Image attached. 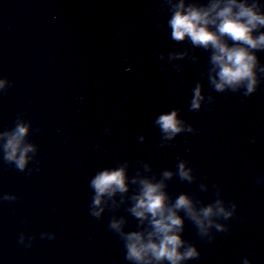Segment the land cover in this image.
I'll list each match as a JSON object with an SVG mask.
<instances>
[{"label":"water","instance_id":"1","mask_svg":"<svg viewBox=\"0 0 264 264\" xmlns=\"http://www.w3.org/2000/svg\"><path fill=\"white\" fill-rule=\"evenodd\" d=\"M170 14L168 0H0V132L28 123L36 149L24 170L0 149V264H135L110 224L150 230L129 211L144 177L163 182L169 204L186 194L196 209L235 205L212 217L226 230L203 235L177 210L181 238L200 253L181 264H264V49L253 50L252 94L217 91L211 49L173 40ZM174 109L185 130L166 139L155 121ZM121 166L128 191L103 196L92 215L91 179Z\"/></svg>","mask_w":264,"mask_h":264},{"label":"clouds","instance_id":"2","mask_svg":"<svg viewBox=\"0 0 264 264\" xmlns=\"http://www.w3.org/2000/svg\"><path fill=\"white\" fill-rule=\"evenodd\" d=\"M168 3L171 14L167 25L171 29V38L176 41L187 39L193 46L211 49L210 71L215 75L210 76V80L215 89L236 90L243 85L245 95L252 94L258 84L256 69L259 63L253 50L264 49V31H260L264 28V11L260 10L256 0L252 3H249V0H168ZM259 70L264 72V67ZM7 84L6 78L0 79V89H4ZM193 91L191 107L197 109L203 99L200 86L197 85ZM155 122L166 139H171L185 130L175 109L160 114ZM29 127L28 123L20 121L11 130L0 132L3 159L14 163L19 170L26 168L31 159L28 154L36 150L35 145L26 142ZM187 130L192 129L189 126ZM179 174L182 178L192 179L190 170L185 169L184 162L179 164ZM171 175L170 171L163 173L165 178ZM127 180L124 166L105 168L97 172L90 181V186L95 190L91 214L98 217L103 211V208L96 207L102 204L103 196L112 197L116 192H127ZM132 183H137V178L134 177ZM138 183L140 187L131 197L134 203L129 211L139 218L141 224L147 220L150 230L124 233L121 229L122 219H114L110 224L111 228L121 232L126 259L134 261L135 264H161L162 261L181 264L182 261L195 259L200 255L195 245H186L181 238L183 218L177 214V210L183 209L203 235L213 226L218 230H226V226L215 223L212 217L223 216L228 219L235 209V205L231 210L226 209L219 199L213 204L196 209L186 194L179 195L174 203L169 204L162 181L144 177L139 178ZM4 198L14 197L6 195ZM19 242H24L23 235ZM243 264H251V261L245 257Z\"/></svg>","mask_w":264,"mask_h":264}]
</instances>
